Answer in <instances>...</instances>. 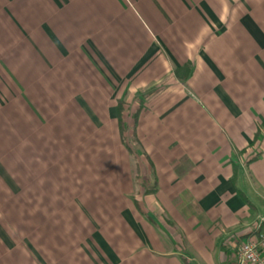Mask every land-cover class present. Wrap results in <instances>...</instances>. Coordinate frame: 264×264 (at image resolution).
<instances>
[{
  "label": "crops",
  "instance_id": "0c3cea01",
  "mask_svg": "<svg viewBox=\"0 0 264 264\" xmlns=\"http://www.w3.org/2000/svg\"><path fill=\"white\" fill-rule=\"evenodd\" d=\"M262 218L264 0H0V264H236Z\"/></svg>",
  "mask_w": 264,
  "mask_h": 264
},
{
  "label": "built area",
  "instance_id": "2783aa9c",
  "mask_svg": "<svg viewBox=\"0 0 264 264\" xmlns=\"http://www.w3.org/2000/svg\"><path fill=\"white\" fill-rule=\"evenodd\" d=\"M236 264H264V218L236 249Z\"/></svg>",
  "mask_w": 264,
  "mask_h": 264
},
{
  "label": "rangeland",
  "instance_id": "374dc122",
  "mask_svg": "<svg viewBox=\"0 0 264 264\" xmlns=\"http://www.w3.org/2000/svg\"><path fill=\"white\" fill-rule=\"evenodd\" d=\"M131 105V104H130ZM128 109V107H127ZM130 116V117H129ZM127 118H131V115H129ZM126 118V116H125ZM133 120L135 119V114L132 115ZM129 120V119H128ZM130 124H132V120H129ZM126 140L124 141L126 146L131 149V151H134L137 155H139L141 158L139 159L140 164L138 165L137 169V176L136 180L137 183H142L144 180V175L148 173L150 170L146 159L143 158V153L140 151V147L138 146L136 140H134L132 133H130L127 137H125Z\"/></svg>",
  "mask_w": 264,
  "mask_h": 264
},
{
  "label": "trees",
  "instance_id": "16d2710c",
  "mask_svg": "<svg viewBox=\"0 0 264 264\" xmlns=\"http://www.w3.org/2000/svg\"><path fill=\"white\" fill-rule=\"evenodd\" d=\"M118 113H119V123H120V127H121V131H122V134H123V137H124V141H125V132H126V128H125V119H124V104L123 103H120L119 104V107H118ZM139 114H140V112H138V113H136L135 114V119H134V121H135V123L137 122V120H138V118H139ZM134 137V140H136L135 139V135H133ZM130 151H131V149H130ZM143 184L142 185H144L145 186V181H143L142 182ZM145 188V187H144ZM148 191L146 190V193H147Z\"/></svg>",
  "mask_w": 264,
  "mask_h": 264
}]
</instances>
